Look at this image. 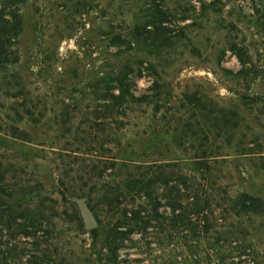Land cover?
I'll return each mask as SVG.
<instances>
[{
    "label": "rangeland",
    "instance_id": "obj_1",
    "mask_svg": "<svg viewBox=\"0 0 264 264\" xmlns=\"http://www.w3.org/2000/svg\"><path fill=\"white\" fill-rule=\"evenodd\" d=\"M18 14L14 61L0 68V214L32 222L26 236L15 228L6 234L21 250L18 264H180L176 241L114 239L112 212L95 193L125 173L123 158L192 156L198 136L174 150L171 119L194 121L195 98L253 120L254 135L242 141L254 153L226 156L222 184H253L264 198V106L241 103V96L264 99V0H20ZM233 47L256 67L249 82L232 75L240 67ZM124 64L135 94L163 82L158 111L131 106L100 116V80ZM74 196L86 198L94 228H84ZM256 224L257 264H264V211ZM205 252L200 264L209 262Z\"/></svg>",
    "mask_w": 264,
    "mask_h": 264
},
{
    "label": "trees",
    "instance_id": "obj_2",
    "mask_svg": "<svg viewBox=\"0 0 264 264\" xmlns=\"http://www.w3.org/2000/svg\"><path fill=\"white\" fill-rule=\"evenodd\" d=\"M19 3L20 0H0V68L14 61L10 45L19 29ZM231 50L240 65L232 75L249 82L247 78L256 72V67L246 50L238 47ZM131 73L130 66L124 64L101 78L98 94L101 117L123 114L131 106H150L154 112L161 108L163 82L155 79L151 86L153 92L135 94L136 81ZM241 97L244 105L258 107L262 103L264 106V99L258 96ZM194 113V121L180 123L177 117L171 119V131L177 134V141L172 145L174 150L188 135L198 136L196 145L191 146L192 156L162 160L123 158L125 173L110 183L104 182L95 193L112 212L110 232L114 239L120 240L139 233L176 241L177 258L182 257L177 260L180 264H200L203 249L208 264H257L259 248L253 232L257 228L256 217L264 211V198L253 184L246 190L232 189L226 182L222 184L226 156L254 153L253 147L242 141L254 135L253 120L239 116L236 108H225L207 98H195L188 117L193 118ZM210 134L222 137L223 144L207 143L205 140ZM235 136L237 141L232 142ZM154 141L155 145L158 141ZM2 217L4 214H0ZM18 217L26 221L23 213L10 216L8 211L0 223V264H18L22 259L17 242L6 238L14 228L22 236L28 235L26 228L32 222H17ZM36 241L39 244V239Z\"/></svg>",
    "mask_w": 264,
    "mask_h": 264
},
{
    "label": "water",
    "instance_id": "obj_3",
    "mask_svg": "<svg viewBox=\"0 0 264 264\" xmlns=\"http://www.w3.org/2000/svg\"><path fill=\"white\" fill-rule=\"evenodd\" d=\"M73 200L78 208L85 229L94 228L97 225L96 218L88 206L84 196H74Z\"/></svg>",
    "mask_w": 264,
    "mask_h": 264
}]
</instances>
